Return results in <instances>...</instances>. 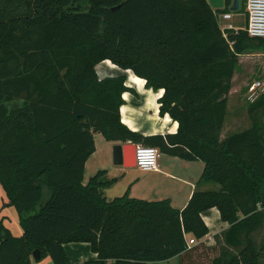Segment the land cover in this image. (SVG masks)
I'll return each instance as SVG.
<instances>
[{
	"label": "trees",
	"instance_id": "obj_1",
	"mask_svg": "<svg viewBox=\"0 0 264 264\" xmlns=\"http://www.w3.org/2000/svg\"><path fill=\"white\" fill-rule=\"evenodd\" d=\"M232 2L0 0V184L23 228L21 237L6 231L0 264H32L36 251L70 264L72 243L98 254L80 264H199L201 245L186 236L210 234L203 215L212 208L229 228L211 264H262L264 238L258 248L254 235L264 226V94L249 107L250 128L221 137L240 57L264 51V39L246 29L224 36L219 16ZM106 61L163 91L159 115L178 123L175 134L123 124L124 94L140 97L126 74L100 78ZM97 133L200 161L201 182L221 189L194 191L181 210L128 192L109 201L103 190L116 180L104 182L106 171L84 183Z\"/></svg>",
	"mask_w": 264,
	"mask_h": 264
},
{
	"label": "crops",
	"instance_id": "obj_2",
	"mask_svg": "<svg viewBox=\"0 0 264 264\" xmlns=\"http://www.w3.org/2000/svg\"><path fill=\"white\" fill-rule=\"evenodd\" d=\"M230 13L233 14L234 20L236 18L235 13L231 11ZM233 20L231 23L238 30L247 27V14L240 13L237 24L233 23ZM239 62L240 64L233 77V86L229 94L227 116L222 129V140H225L226 137L234 133H239L250 128L251 117L249 112H247L249 119L246 123L247 125L245 127L241 126V117L245 113L242 111L241 101L247 98V91L251 84L257 82V80L264 81V51H248L240 57ZM109 64L112 63L106 61L98 68L103 65L109 66ZM116 68L118 67L112 65V70L110 68L106 69L111 73H115L114 70ZM98 73L100 78L118 76L117 74H102L99 70ZM125 73L128 77V85L136 89L140 99L129 93L124 94L123 99L126 100V104L120 111L123 124H126L132 131L143 133L145 136L175 134L178 123L173 122L169 116L161 117L159 115L158 100L163 95V91L156 94L146 88V82L142 78L136 77L131 71H126ZM115 145H123V143L108 141L105 145V150L99 151L96 140V152L87 161L85 166V178L87 171L94 169L96 172L106 171V175L103 178L104 182L116 180L111 187L103 190L105 198L109 201L117 196L121 197L128 192L131 198L140 200L160 202L161 200L168 199L175 209L181 210L187 206L194 191L210 192L220 191L221 189L220 185L216 183L208 184L201 182L200 178L205 169V164L200 161L190 162L178 157L172 158L161 153L158 164L159 171L157 172H141L137 167L128 168L116 165L114 163V149H112ZM136 170L140 173L135 174ZM114 188L117 189L113 192L115 195L108 197V193ZM203 220L210 230V234L200 241L193 235H187L186 238L188 241L195 240L192 247L201 245L200 250L205 253L203 255L200 251L199 264L206 262L208 252H211L209 258L211 259V264L213 258L220 254V246H224L223 236L227 232L229 224L222 221L221 213L216 208H212L210 211L204 213ZM261 230L257 233H260ZM6 231L11 232L16 237L23 236V228L20 224V218H18V212L14 206L9 205L4 188L0 184V244L6 238ZM64 249L69 257L70 264L95 261L98 258V254L91 250V246L88 243L66 244L64 245ZM178 258L183 259L182 256H178L169 261L148 264H170L173 260H178ZM188 263L187 260L184 261V264ZM32 264H53V262L50 257H47L41 262L33 260Z\"/></svg>",
	"mask_w": 264,
	"mask_h": 264
},
{
	"label": "built area",
	"instance_id": "obj_3",
	"mask_svg": "<svg viewBox=\"0 0 264 264\" xmlns=\"http://www.w3.org/2000/svg\"><path fill=\"white\" fill-rule=\"evenodd\" d=\"M246 12L248 17L247 27L245 28L251 38L264 39V0H247ZM233 14L222 13L219 16L220 30H222L225 37H228L229 32H238L239 30L231 23ZM264 94V81L254 82L247 91V101L252 105L258 102V99ZM136 165L142 172H157L159 171V158L161 151L157 148L146 145L136 144ZM187 237V236H186ZM187 239V238H186ZM188 246H192L195 240L188 241Z\"/></svg>",
	"mask_w": 264,
	"mask_h": 264
},
{
	"label": "rangeland",
	"instance_id": "obj_4",
	"mask_svg": "<svg viewBox=\"0 0 264 264\" xmlns=\"http://www.w3.org/2000/svg\"><path fill=\"white\" fill-rule=\"evenodd\" d=\"M244 12H245V14H247V12H246V4H245V10H244ZM235 13V15H236V18L233 20V23H236L237 24V19H238V17H239V14L240 13H242V12H234ZM112 65L113 64H109V66L108 65H103V66H101L100 68H98V70L99 71H101V73L103 74H117V75H123V74H126L124 71H121L119 68H116L114 71H115V73H111L110 71H107V69L106 68H112ZM112 70V69H111ZM128 78V77H127ZM241 105H242V111L243 112H245L246 113V115H245V113L242 115V117H241V120H242V124H241V126L242 127H245V125H247L246 123L249 121V119H248V115H247V112L249 111V107H250V103L247 101V98L246 99H244L243 101H241ZM239 109H240V107H239ZM250 113V112H249ZM96 140H97V144H98V150L99 151H104L105 150V145H106V140L104 139V137L100 134V133H97V135H96ZM114 147V146H113ZM113 149V148H112ZM95 157H98V156H95ZM159 161H160V158H159ZM158 164H159V162H158ZM98 173V171L96 172V171H94V169H92V171L89 169L88 171H87V174H86V178H85V184H88V182H89V180L95 175V174H97ZM135 174L136 173H140V172H137V170L134 172ZM104 190H106V189H104ZM117 189L116 188H114V189H112V190H110V192L108 193V197H110V196H112V195H115L113 192H115ZM118 197V196H117ZM264 236V227L262 228V230H261V232L260 233H257V235H255L254 236V240H255V244H256V246H258V248H261V244H262V242H263V237ZM221 247V251L224 249V247H222V246H220ZM197 253H199V252H197V251H195L194 252V254H193V256L194 255H197ZM201 253V252H200ZM205 253H203V255H204ZM210 254H211V252H208V258L206 257V262L204 263V264H210V260L211 259H209L210 258ZM180 261H181V259L180 258H178V260H173L170 264H180ZM261 262H262V264H264V252H263V254H262V258H261ZM194 264H198V263H194Z\"/></svg>",
	"mask_w": 264,
	"mask_h": 264
},
{
	"label": "water",
	"instance_id": "obj_5",
	"mask_svg": "<svg viewBox=\"0 0 264 264\" xmlns=\"http://www.w3.org/2000/svg\"><path fill=\"white\" fill-rule=\"evenodd\" d=\"M243 0H233L230 6L231 12H239L242 9ZM209 4L214 10H222L226 6V0H209ZM129 84V83H128ZM114 149V163L116 165L136 168V144L129 142L123 145H115ZM42 255L40 251L33 254V259L36 262L41 261Z\"/></svg>",
	"mask_w": 264,
	"mask_h": 264
}]
</instances>
